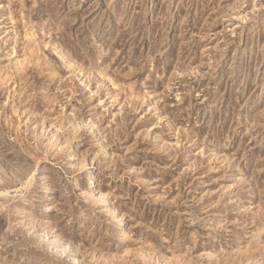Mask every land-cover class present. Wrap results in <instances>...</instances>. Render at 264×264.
Instances as JSON below:
<instances>
[{
	"label": "rangeland",
	"instance_id": "rangeland-1",
	"mask_svg": "<svg viewBox=\"0 0 264 264\" xmlns=\"http://www.w3.org/2000/svg\"><path fill=\"white\" fill-rule=\"evenodd\" d=\"M0 264H264V0H0Z\"/></svg>",
	"mask_w": 264,
	"mask_h": 264
}]
</instances>
